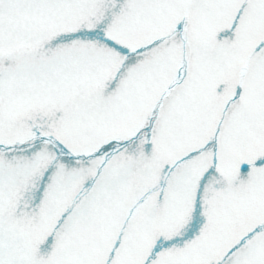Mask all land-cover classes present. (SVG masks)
Segmentation results:
<instances>
[{"label":"snow or ice","instance_id":"6c2138e0","mask_svg":"<svg viewBox=\"0 0 264 264\" xmlns=\"http://www.w3.org/2000/svg\"><path fill=\"white\" fill-rule=\"evenodd\" d=\"M0 264H264V0H0Z\"/></svg>","mask_w":264,"mask_h":264}]
</instances>
